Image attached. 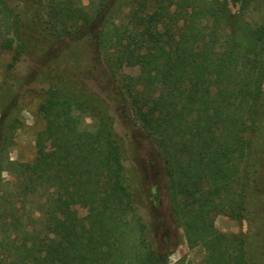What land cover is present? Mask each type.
<instances>
[{
    "label": "trees",
    "instance_id": "1",
    "mask_svg": "<svg viewBox=\"0 0 264 264\" xmlns=\"http://www.w3.org/2000/svg\"><path fill=\"white\" fill-rule=\"evenodd\" d=\"M13 2L0 0V18L12 22L19 42L10 70L30 53L28 29L64 45L49 48V58L57 49L92 44L97 63H105L109 81L119 83L155 147L171 214L189 247L204 246L206 264L244 260L242 242L220 233L207 215L239 219L245 209L243 180L253 165L254 141L264 135V20L252 26L248 15L264 0H90L87 7L82 0H37L24 10ZM228 26L232 33L225 32ZM38 66L13 84L10 98L0 89V264H168L169 253L153 247L137 213L124 149L102 100L52 79L41 91L46 127L37 144L54 148L48 165L58 175L67 165L81 175L92 168L102 175L100 191L88 192L98 233L84 241L74 220L50 213L39 219L41 232L22 224L23 205L14 197L28 195L21 190L24 165L10 162L7 150L20 126L25 89L40 76ZM133 69L134 75L125 73ZM85 116L93 130L81 129ZM6 168L19 172L12 189L3 182ZM21 232L38 241L32 255L20 253Z\"/></svg>",
    "mask_w": 264,
    "mask_h": 264
},
{
    "label": "rangeland",
    "instance_id": "2",
    "mask_svg": "<svg viewBox=\"0 0 264 264\" xmlns=\"http://www.w3.org/2000/svg\"><path fill=\"white\" fill-rule=\"evenodd\" d=\"M35 1L37 0H14L13 4L24 10L26 6L35 4ZM89 3L90 0H82L84 7ZM5 19L7 20L2 21L0 18L1 95L5 99L10 98L13 92L9 89L13 84L28 78L37 65L41 71L38 81H34L33 85L26 88L27 92L22 90L24 96L18 108L20 126L13 134L7 150L10 162L24 165L25 176L23 175L20 180L16 169L10 171L6 168L3 172L6 188L12 189L10 184L20 180L24 183L21 190L27 191L28 195L25 197H14L23 205L21 213L18 214L22 224L28 227L29 232H32L33 228L34 233L41 232L39 219L50 213L60 220H74L84 241L98 233L97 226L92 220L95 205L89 194L94 189H97L96 192L100 191L103 185L102 175L93 168L87 174L81 175L78 169L68 165L58 175L56 169L52 171L48 165L54 155V148L49 143L37 144L38 134L46 127V121L39 111L45 99L41 91L48 88L46 80L52 79L60 86H69L74 91L82 90L102 100L113 122L115 134L124 149L127 181L132 186L137 213L147 226V235L153 247L169 253L168 264H206L205 258L208 254L206 248L201 245L189 247L182 229L178 227L171 214L167 181L163 176L162 162L155 152L154 145L142 131L136 117L131 114L133 112L128 106V98L120 89L119 83L109 81L111 77L105 63L100 65L97 63L93 45L83 41L65 53L57 49L49 58L46 55L49 48H64V45L54 46L51 42L53 38L44 39L42 33L36 31V34L28 29L30 53L25 54L10 70L9 64L19 42L12 22L8 18ZM248 20H251L252 26L263 22L264 6L248 15ZM32 25L33 23L28 21L27 28ZM227 31L231 32V27H226L225 32ZM135 72L137 73V69L125 71L128 75H134ZM81 129L93 130V120L88 116L83 117ZM261 137H263L261 141L258 142L257 139V142L254 141L251 163L253 165L249 168V178L243 180L245 184L243 216L233 219L211 212L207 215L214 220L220 233L230 236L237 243L242 242L243 258L248 264H264V135ZM240 169H246L245 164H241ZM14 190L16 192L18 189ZM26 214L29 220H26ZM161 224H165L166 228ZM24 234L21 232L19 235L20 253L32 255L38 241ZM235 247L236 249L233 244L231 245L234 253L239 249V246ZM240 258H237L238 264H244V260Z\"/></svg>",
    "mask_w": 264,
    "mask_h": 264
}]
</instances>
